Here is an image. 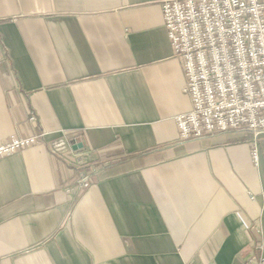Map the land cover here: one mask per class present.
Wrapping results in <instances>:
<instances>
[{
    "label": "crops",
    "instance_id": "crops-1",
    "mask_svg": "<svg viewBox=\"0 0 264 264\" xmlns=\"http://www.w3.org/2000/svg\"><path fill=\"white\" fill-rule=\"evenodd\" d=\"M184 82L160 0H0V142L44 134L0 158V264L264 255V135L257 163L242 132L180 141ZM63 131L84 169L50 154ZM93 166L89 188L65 191Z\"/></svg>",
    "mask_w": 264,
    "mask_h": 264
},
{
    "label": "built area",
    "instance_id": "built-area-1",
    "mask_svg": "<svg viewBox=\"0 0 264 264\" xmlns=\"http://www.w3.org/2000/svg\"><path fill=\"white\" fill-rule=\"evenodd\" d=\"M160 8L173 58L182 66V93L191 104L175 118L180 141L242 132L251 137V160L257 163L264 135V0H160ZM43 137L1 141L0 158L38 145ZM79 141L78 134L63 131L50 143V154L68 152L84 169L87 154L72 150ZM83 169L63 185L72 196L101 173L100 166ZM245 264H264V255H250Z\"/></svg>",
    "mask_w": 264,
    "mask_h": 264
},
{
    "label": "water",
    "instance_id": "water-1",
    "mask_svg": "<svg viewBox=\"0 0 264 264\" xmlns=\"http://www.w3.org/2000/svg\"><path fill=\"white\" fill-rule=\"evenodd\" d=\"M81 148H82V143H78L77 145L72 146V150L81 149Z\"/></svg>",
    "mask_w": 264,
    "mask_h": 264
},
{
    "label": "trees",
    "instance_id": "trees-1",
    "mask_svg": "<svg viewBox=\"0 0 264 264\" xmlns=\"http://www.w3.org/2000/svg\"><path fill=\"white\" fill-rule=\"evenodd\" d=\"M103 168H105V167H103ZM103 168H102V169H103Z\"/></svg>",
    "mask_w": 264,
    "mask_h": 264
}]
</instances>
